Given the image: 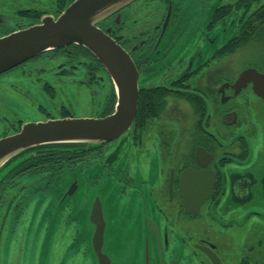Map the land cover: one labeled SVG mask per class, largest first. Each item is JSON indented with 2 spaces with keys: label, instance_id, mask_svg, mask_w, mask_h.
I'll return each instance as SVG.
<instances>
[{
  "label": "flooded vegetation",
  "instance_id": "obj_1",
  "mask_svg": "<svg viewBox=\"0 0 264 264\" xmlns=\"http://www.w3.org/2000/svg\"><path fill=\"white\" fill-rule=\"evenodd\" d=\"M73 1L0 0V36ZM98 25L138 68L137 115L114 140L43 144L0 174V264L25 263L27 229L35 246L58 238L56 258L67 238L73 264H264V97L242 77L264 72V0H134ZM117 97L89 49L51 48L0 73V138L106 116Z\"/></svg>",
  "mask_w": 264,
  "mask_h": 264
},
{
  "label": "water",
  "instance_id": "obj_2",
  "mask_svg": "<svg viewBox=\"0 0 264 264\" xmlns=\"http://www.w3.org/2000/svg\"><path fill=\"white\" fill-rule=\"evenodd\" d=\"M133 1L74 0L58 16L45 15L37 23L0 36V73L51 48L76 43L89 49L105 66L118 96L115 109L106 116L28 121L18 132L1 137L0 174L27 158L4 169L14 157L36 146L61 142L95 146L118 138L130 128L138 110L139 71L130 53L98 24ZM242 77L253 79L255 90L264 97V72L248 68ZM100 206L94 199L91 214H97ZM103 230V226L96 228ZM95 244L99 248L101 242Z\"/></svg>",
  "mask_w": 264,
  "mask_h": 264
},
{
  "label": "rangeland",
  "instance_id": "obj_3",
  "mask_svg": "<svg viewBox=\"0 0 264 264\" xmlns=\"http://www.w3.org/2000/svg\"><path fill=\"white\" fill-rule=\"evenodd\" d=\"M0 132H1V129H0ZM77 197L78 195L75 197V202H76V206L78 207ZM81 198L83 200L85 196H81ZM79 200H80V197L78 198V201ZM83 230L87 232L88 231L87 226H84ZM24 231H26V229L22 228L21 230L22 238H23ZM33 231L34 230H32V234H31L29 230L27 229V233L31 235V245L27 249L25 248V252L23 255V259L25 257L24 264H60V261L64 257L67 258L66 260H68V262H66L65 264H73L72 261L75 260V254H73L74 251L70 253V249H68L69 242L67 241L68 240L67 238H64L63 240V243H64L63 254L58 253L60 257L56 258L55 255L58 252L57 244H59L58 238H53V239L48 238L45 242V245L41 244L40 246L39 245L35 246L32 244V239L34 238ZM40 239L38 242H40ZM22 252H23V246L21 247V253Z\"/></svg>",
  "mask_w": 264,
  "mask_h": 264
},
{
  "label": "trees",
  "instance_id": "obj_4",
  "mask_svg": "<svg viewBox=\"0 0 264 264\" xmlns=\"http://www.w3.org/2000/svg\"><path fill=\"white\" fill-rule=\"evenodd\" d=\"M39 146H41V145H39ZM36 147H38V146H36ZM35 148V147H34ZM31 149H33V148H31ZM31 149H28V150H26L25 152H23V153H21V154H19V155H17L16 157H14L8 164H7V166L4 168V169H6L7 167H9L10 165H12L15 161H17L18 159H21V158H24L25 156H27V158H29L30 157V153H28ZM27 158L24 160V161H22L21 163H19V164H22L23 162H25L26 160H27ZM18 164V165H19ZM18 165H16V166H18ZM15 166V167H16ZM14 167V168H15ZM14 168H12V169H10L8 172H10L11 170H13ZM7 173V172H6Z\"/></svg>",
  "mask_w": 264,
  "mask_h": 264
}]
</instances>
